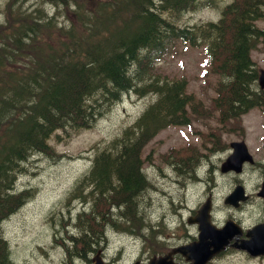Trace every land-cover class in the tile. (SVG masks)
<instances>
[{
	"label": "trees",
	"instance_id": "16d2710c",
	"mask_svg": "<svg viewBox=\"0 0 264 264\" xmlns=\"http://www.w3.org/2000/svg\"><path fill=\"white\" fill-rule=\"evenodd\" d=\"M212 1L62 0L71 15L67 25H59L41 9L35 15L18 12L0 25V224L25 196L11 191L12 173L21 170L18 165L32 153L52 154L47 141L54 131L91 127L103 106L133 88L135 79L145 81L149 52L162 51L169 40L205 45L219 75L214 105L222 120L261 99L249 57L259 34L252 25L259 16V0H234L216 23L192 29L180 28L163 16L213 5ZM146 88L157 94V101L134 128L124 131L113 149L94 158L83 180L91 185L87 196L94 206L78 215V235L68 236L71 257H84L92 250L102 238L104 223L114 225L119 219L134 230L142 227L137 199L146 182L140 172V150L158 130L185 124L189 102L183 80L161 84L152 80ZM75 194L80 195V189ZM111 206L117 209L111 212ZM0 264H10L1 233Z\"/></svg>",
	"mask_w": 264,
	"mask_h": 264
},
{
	"label": "rangeland",
	"instance_id": "374dc122",
	"mask_svg": "<svg viewBox=\"0 0 264 264\" xmlns=\"http://www.w3.org/2000/svg\"><path fill=\"white\" fill-rule=\"evenodd\" d=\"M47 4L43 5V0H23L14 4V7L26 9L30 5L37 8L43 5L46 12L51 14L52 11L56 19L61 17L60 20L67 24L71 15L64 6L53 2ZM217 12L214 8H204L180 16L170 13L166 16L173 20L179 19L177 23L183 26L213 21L217 18ZM5 19L6 13L0 14V21ZM150 56L152 67L149 74H158L159 79L167 81L184 80L187 83L186 92L194 101L201 103L204 112L191 114L190 126H172L161 130L144 147L141 156L144 158L143 171L150 188L143 191L144 195L140 200L137 199V204L142 208L143 219L154 232L142 229L137 237L125 233L123 226L108 227L104 255L114 264H131L137 259L145 263L153 254L172 247L185 234L181 230L180 237L179 216L185 217L189 209H197L204 200L203 192L200 193V189H196L194 185H185L186 188L179 191L177 182L189 177L191 172L184 171V166L176 163L174 157H166L171 150L189 146L196 153L204 154L197 159L201 164L199 176L216 177L213 182L218 187L211 191L216 189L213 194L217 204V218H222L229 212L222 202L223 195L232 186L233 177H241L245 183L251 182L250 177H258L257 171L251 169H247L243 175L221 174L219 165L228 151L225 146L214 148L202 138V134L219 126L217 112L211 106L218 77L212 70L203 47L179 40L169 41L163 51L151 52ZM252 58L255 63L263 60L264 51H253ZM153 101L155 96L152 92H145L143 96L133 91L125 93L92 127L69 133L58 130L57 136L53 133L48 142L54 151L53 156L37 153L24 165V172L17 178L16 188L27 185L29 198L0 225L1 234L8 243L11 264H87L81 259L70 261L61 246V242L72 232L70 222L79 208V201L69 199V193L87 171L95 151L117 138ZM263 126L259 115L251 112L242 117L240 125L235 129H229L228 125L223 129L237 134L244 132L249 141L257 142ZM221 139L227 144L235 137L234 134L223 132ZM257 143H252V152L258 158L262 157L264 150ZM202 163L205 165L202 166ZM175 166L180 167L179 170ZM249 183L250 188L254 186ZM140 226L145 227V222L141 221ZM188 232L193 233V228H189ZM218 261L214 264H250L240 255L229 259L224 256Z\"/></svg>",
	"mask_w": 264,
	"mask_h": 264
},
{
	"label": "flooded vegetation",
	"instance_id": "af4514ba",
	"mask_svg": "<svg viewBox=\"0 0 264 264\" xmlns=\"http://www.w3.org/2000/svg\"><path fill=\"white\" fill-rule=\"evenodd\" d=\"M259 4H260V8H261V14L264 15V0H259ZM262 30H264V17L262 20ZM261 94H263L264 96V90L260 91ZM252 166L254 165H258L257 161H253V163L251 164ZM259 181L258 183L255 184V188L252 189V191H254V193H247L245 190V193L247 194V198L245 201H243L242 203H240L236 208H233L231 206H227L228 209H231L232 212H228L224 218L223 221H219V224L221 225L225 220L227 219H232L234 220L241 228L239 233H236L234 235V238L231 242H233L236 246L240 245V241H243L246 239V231L248 229H250L252 226L262 223L264 224V197H262L259 192H260V188L262 186V184L264 183V173L261 176H258L257 178ZM233 189V188H232ZM231 189V190H232ZM230 190V191H231ZM229 191V192H230ZM250 194V195H249ZM255 197V198H253ZM245 205H249L250 207H254V208H262L261 211L259 212H249V211H238L240 209H243ZM194 232L193 233H186V237L184 239H179L177 240V242H175L172 245H182V244H186L189 243L191 241H193L195 239V231H196V225L193 228ZM197 232V231H196ZM231 247H235L233 246H227L226 249L222 252H219L210 263H215V261L219 262L218 260L223 258L225 256L226 259L229 258H235L237 255L243 256L245 258V260H247L248 263L250 264H264V256H249L247 253L231 248ZM176 256L173 257V260L176 261L175 259ZM178 264H183L184 260L182 258H180V260L176 261Z\"/></svg>",
	"mask_w": 264,
	"mask_h": 264
},
{
	"label": "water",
	"instance_id": "95a60500",
	"mask_svg": "<svg viewBox=\"0 0 264 264\" xmlns=\"http://www.w3.org/2000/svg\"><path fill=\"white\" fill-rule=\"evenodd\" d=\"M262 85H264V79L261 80ZM235 156L239 157V162L241 159L245 157L244 150L238 148L235 152ZM234 159V155L230 156L226 164L224 165L223 169L230 167V161ZM232 197L231 199H234ZM208 206H203L197 213V221L199 223V240L200 242L194 243L193 245L189 246L190 253L187 254L183 248L178 249V251L185 254L187 257L194 259L193 264L197 263V260H201L205 262L209 259L216 251L223 248L228 241L230 240L231 233H233L234 228L231 231V227L229 228L230 223L227 222L224 227L221 229L215 228L213 225L210 224L208 221ZM257 238V237H255ZM252 238L249 242H243L241 246H246V248L256 247V245H260V237L257 239ZM210 246L213 247V250H210ZM254 253H259L263 251L261 245L259 249H253ZM94 264H102L99 260L95 257L93 258ZM201 262V263H202Z\"/></svg>",
	"mask_w": 264,
	"mask_h": 264
},
{
	"label": "bare ground",
	"instance_id": "6f19581e",
	"mask_svg": "<svg viewBox=\"0 0 264 264\" xmlns=\"http://www.w3.org/2000/svg\"><path fill=\"white\" fill-rule=\"evenodd\" d=\"M145 5V4H144ZM159 5H161V4H159ZM149 6V5H148ZM151 6V5H150ZM157 8V7H156ZM144 9H145V7H144ZM148 9H149V7H148ZM153 9V8H152ZM162 9V8H161ZM150 10V9H149ZM151 11V10H150ZM147 13H149V12H147ZM144 14V13H143ZM149 15V14H148ZM148 17V16H147ZM142 41V40H141ZM115 55V54H114ZM125 69V68H124ZM3 221V220H2Z\"/></svg>",
	"mask_w": 264,
	"mask_h": 264
}]
</instances>
